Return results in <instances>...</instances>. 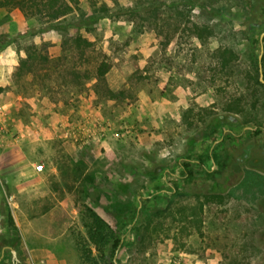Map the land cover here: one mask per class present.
<instances>
[{
    "label": "rangeland",
    "instance_id": "1",
    "mask_svg": "<svg viewBox=\"0 0 264 264\" xmlns=\"http://www.w3.org/2000/svg\"><path fill=\"white\" fill-rule=\"evenodd\" d=\"M67 1L61 32L0 9V264H264V0Z\"/></svg>",
    "mask_w": 264,
    "mask_h": 264
},
{
    "label": "trees",
    "instance_id": "2",
    "mask_svg": "<svg viewBox=\"0 0 264 264\" xmlns=\"http://www.w3.org/2000/svg\"><path fill=\"white\" fill-rule=\"evenodd\" d=\"M4 8L17 9L26 17H34L40 20H44L45 23H50L52 25V30L61 32L62 30H65V26L60 24V22L66 20L67 17L71 16L75 12V10L77 9V3L75 1L69 2L67 0H0V9ZM52 23L58 24L56 25ZM72 40L74 43V49L78 53V58L88 60L90 58V56H88V50L92 47V43L80 35H76V37ZM35 62H38L39 65H43L44 63L47 65L51 63V60L39 53L30 54L28 55V62L27 60L22 62V69L24 67H32ZM88 65L92 66L91 70ZM87 66L88 68H85L83 73L77 72L78 74H76L75 76L76 78H80L82 76V78L84 79V86L94 80L98 83L103 81L105 76L112 68L111 64L106 62H88ZM262 66L264 67V54L262 57ZM260 133L261 131L259 129L247 130L246 132V134H250L252 136H258L260 135ZM229 136H232V134H230ZM250 175L251 174H249L248 176ZM244 183H247V181H244ZM119 188L123 193H127V187L125 185H121L119 186ZM204 198L208 199V197L206 196ZM211 201H213V199H208L205 204L201 203L199 211L202 212L203 206L207 203L209 204ZM85 209L94 221V227L91 228L92 240L94 241V244L98 249L100 248V251H104L103 247H106V245L110 243L111 248L109 250V256L112 258L115 255L116 249L121 246L123 239L118 236L117 232H114L107 223H105L99 216H97V214H95L88 208ZM7 221L9 224V229L14 232V237H18L17 227L11 214H8ZM16 241L17 239L9 240L4 236L0 237L1 244L6 248H14ZM136 241L138 243H143L145 241V237L137 235Z\"/></svg>",
    "mask_w": 264,
    "mask_h": 264
},
{
    "label": "water",
    "instance_id": "3",
    "mask_svg": "<svg viewBox=\"0 0 264 264\" xmlns=\"http://www.w3.org/2000/svg\"><path fill=\"white\" fill-rule=\"evenodd\" d=\"M260 42H261V45H262V49H261V55L259 57V67H260L261 82H264V80H263L264 74H263V66H262V57H263V54H264V47H263V43H264V32L261 35ZM249 129L250 130H253L252 128H249Z\"/></svg>",
    "mask_w": 264,
    "mask_h": 264
},
{
    "label": "flooded vegetation",
    "instance_id": "4",
    "mask_svg": "<svg viewBox=\"0 0 264 264\" xmlns=\"http://www.w3.org/2000/svg\"><path fill=\"white\" fill-rule=\"evenodd\" d=\"M264 155V154H263ZM256 162H258V160H255L254 162H253V164H254V166H256L257 165V163ZM263 167H264V164H263Z\"/></svg>",
    "mask_w": 264,
    "mask_h": 264
},
{
    "label": "built area",
    "instance_id": "5",
    "mask_svg": "<svg viewBox=\"0 0 264 264\" xmlns=\"http://www.w3.org/2000/svg\"><path fill=\"white\" fill-rule=\"evenodd\" d=\"M38 169H40V170H41V169H42V166H39V167H38Z\"/></svg>",
    "mask_w": 264,
    "mask_h": 264
}]
</instances>
